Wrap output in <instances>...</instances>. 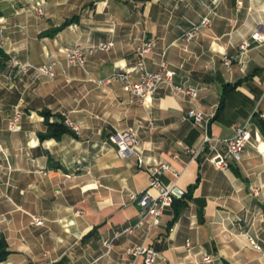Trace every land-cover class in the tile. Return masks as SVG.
Here are the masks:
<instances>
[{
  "label": "crops",
  "instance_id": "0c3cea01",
  "mask_svg": "<svg viewBox=\"0 0 264 264\" xmlns=\"http://www.w3.org/2000/svg\"><path fill=\"white\" fill-rule=\"evenodd\" d=\"M0 21V238L9 250L0 264H143L124 251L140 243L163 254L157 264H194L204 254L209 264H264V43L236 56L237 44L264 25V0H0ZM192 26L200 30L185 40ZM147 39L155 41L147 70L165 60L175 84L199 90L194 102L164 84L143 102L123 93L113 75L138 79L135 49ZM106 41L111 49L87 56L83 67L66 64L67 49ZM52 58L53 79L35 70L8 75L11 59L37 67ZM224 83L236 86L222 95ZM194 106L209 116L221 152L251 116V144L226 171L207 150L195 159L182 151L202 142V128L188 117ZM16 109L20 128L11 131ZM64 115L79 131L47 136L46 123ZM128 127L145 164L181 170L177 184L190 198L179 213L168 208L156 229L115 237L139 216L131 195L148 186L136 155L118 158L108 140ZM171 179L166 172L163 180Z\"/></svg>",
  "mask_w": 264,
  "mask_h": 264
},
{
  "label": "built area",
  "instance_id": "2783aa9c",
  "mask_svg": "<svg viewBox=\"0 0 264 264\" xmlns=\"http://www.w3.org/2000/svg\"><path fill=\"white\" fill-rule=\"evenodd\" d=\"M240 2V0H237ZM33 12L36 15H42L43 10L41 6H35ZM207 18H203L201 25H206ZM200 26H192L183 33V38L189 40L194 38ZM3 41V27L0 21V46ZM264 43V25L256 27L249 37L241 40L236 47V56H243L253 47ZM113 46L112 41L98 42L87 45H80L69 48L65 51L66 64L77 65L83 67L87 56H91L97 51H107ZM155 46L153 39H147L138 45L135 49V65L134 69L138 73V79L134 80L127 72H117L113 78L121 83L122 91L131 100L136 102H143L149 99L161 85H166L171 88L173 93L182 99H187L189 102H194L198 97L199 90L193 86L183 84H175L173 82V72L168 68V63L161 60L159 67L156 71H149L145 66V55L150 52ZM222 63L225 66H230L232 58L224 54ZM59 63L56 59H49L46 63L40 66H33L26 62L18 64L14 59L10 60L8 75L15 76L21 72L28 70H35L40 75L53 79L57 75V67ZM64 73V72H63ZM20 111L16 109L14 115L8 120V129L11 131L18 130ZM188 117L193 119L196 125L202 128V142L199 146H183L182 151L190 159L197 158L205 150L210 152L208 161L211 162L218 170L226 171L230 165L237 162L241 158V153L247 144H251L250 123L251 116L240 126L235 128L234 135L224 140L225 150L219 151L218 144L220 139L211 135L207 130V122L209 116L200 111L196 106L192 107L188 113ZM64 124L73 132L77 133L80 126L71 120L68 116L63 117ZM108 140L115 145L116 155L120 159H126L132 155L137 157L138 167H143L148 175V186L139 194H132L131 198L135 199L140 207V212L137 220L125 226L115 237L121 234H131L136 230L145 229L149 232L159 227L161 218L164 212L171 207L173 200L181 199L185 190L178 184L177 180L181 175L180 169L172 168L168 162L159 161L154 164H145L142 156L139 153V139L135 128L128 127L123 130H117L109 135ZM178 154H173L172 158L177 159ZM169 172L172 179L165 182L163 176ZM257 188H253L255 193ZM79 212V211H77ZM32 222L35 225H41L42 219L37 216H32ZM114 238L105 242L108 250L113 245ZM249 243L256 246L254 240L249 237ZM189 245V242H186ZM125 253L129 255L133 261L141 258L143 264H157L166 260V258L159 251L155 250L153 246L140 244H131L125 247ZM213 261L210 255H202L199 261L194 264H209Z\"/></svg>",
  "mask_w": 264,
  "mask_h": 264
},
{
  "label": "trees",
  "instance_id": "16d2710c",
  "mask_svg": "<svg viewBox=\"0 0 264 264\" xmlns=\"http://www.w3.org/2000/svg\"><path fill=\"white\" fill-rule=\"evenodd\" d=\"M235 86H236V83L234 84L224 83L222 86V95H224L227 91L234 89ZM221 103H222V98H221L220 105ZM46 124H47V130H48L47 136L57 137L62 132L66 131L67 129L69 130V128L64 124L63 119L57 123L47 122ZM190 188H192V186ZM189 198H190V190H187L185 191V194L181 199L173 200L171 207L175 209L176 213H179L186 208ZM8 254H9V250L7 248V243L4 240V238H0V262L3 261L7 257Z\"/></svg>",
  "mask_w": 264,
  "mask_h": 264
}]
</instances>
